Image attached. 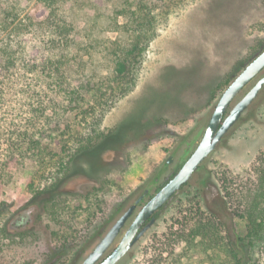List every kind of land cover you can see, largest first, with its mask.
<instances>
[{"label":"rangeland","instance_id":"1","mask_svg":"<svg viewBox=\"0 0 264 264\" xmlns=\"http://www.w3.org/2000/svg\"><path fill=\"white\" fill-rule=\"evenodd\" d=\"M36 2L0 0V264H72L83 250L81 264L170 156L163 178L177 166L225 78L264 50V0ZM62 28L70 34L58 48ZM118 60L128 64L122 76ZM263 152L264 91L203 164L211 204L222 178L252 187ZM203 177L118 264L164 260L162 233L179 228L178 202ZM54 186L63 196L50 201Z\"/></svg>","mask_w":264,"mask_h":264},{"label":"trees","instance_id":"2","mask_svg":"<svg viewBox=\"0 0 264 264\" xmlns=\"http://www.w3.org/2000/svg\"><path fill=\"white\" fill-rule=\"evenodd\" d=\"M54 4L55 0H37L36 2V6L43 9H48ZM124 15L125 13L118 9L113 12L112 17L117 27H122L118 25L117 19ZM67 34H70L67 28L54 32V37L59 42L58 48L64 46ZM133 48L129 54H134L133 50L137 47ZM116 65V72L121 76L129 69L128 64L122 60H118ZM230 82L227 76L223 85L228 87ZM116 140L120 141V138ZM84 155L85 151H79L74 161L83 158ZM73 170L71 167L70 172ZM59 183L60 181L57 182L56 187ZM221 184L220 192L212 191L213 204L209 198L210 194L207 195L208 188L204 185L194 190L192 199H190L192 193L189 191L185 198L178 202L179 207L185 205L179 212L183 220L176 231H169L173 230L170 227L162 233V238L166 240H159V246L162 249L160 257L163 256L162 251L167 254L158 264H264V152L260 155L256 180L252 187L228 182L224 178L221 179ZM56 187L50 190L52 191L50 201L63 196ZM48 203L49 200H45L43 213L38 215L40 223L44 221V215L48 213ZM1 210L2 208L0 212ZM156 216L158 217V214ZM240 223L244 224L246 232H240ZM2 236L9 241H14V237L9 236L5 230L2 231ZM23 237L25 236L23 235L21 239ZM156 239L153 237L150 242H157ZM150 247H147L145 254L151 252Z\"/></svg>","mask_w":264,"mask_h":264},{"label":"water","instance_id":"3","mask_svg":"<svg viewBox=\"0 0 264 264\" xmlns=\"http://www.w3.org/2000/svg\"><path fill=\"white\" fill-rule=\"evenodd\" d=\"M263 72L264 50L230 82L218 100L208 125L188 142L177 166L163 178L174 161V156H170L166 165L153 176L81 264H118L153 228L157 221L156 214H161L197 173L204 176L203 185L208 188L211 173L203 164L230 130L244 120L245 113L264 91ZM254 80L253 85L239 98ZM195 143L197 146L192 151ZM83 254L81 250L72 264H78Z\"/></svg>","mask_w":264,"mask_h":264}]
</instances>
